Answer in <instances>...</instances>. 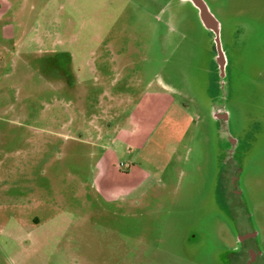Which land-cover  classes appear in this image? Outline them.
<instances>
[{
  "label": "rangeland",
  "instance_id": "374dc122",
  "mask_svg": "<svg viewBox=\"0 0 264 264\" xmlns=\"http://www.w3.org/2000/svg\"><path fill=\"white\" fill-rule=\"evenodd\" d=\"M205 2L224 76L188 0H0V264H264V0ZM161 83L178 124L129 156Z\"/></svg>",
  "mask_w": 264,
  "mask_h": 264
},
{
  "label": "crops",
  "instance_id": "0c3cea01",
  "mask_svg": "<svg viewBox=\"0 0 264 264\" xmlns=\"http://www.w3.org/2000/svg\"><path fill=\"white\" fill-rule=\"evenodd\" d=\"M149 88L151 91L144 92L130 116L121 122H117L112 138L109 137L112 144L121 143L129 156L133 155L134 150L141 152L146 149L162 122L171 113H173L171 121L174 125L178 124L177 117L181 114L182 107L177 106L175 89L164 83L157 84L154 89L152 86ZM102 132V129L98 131L100 140L102 139ZM137 157V155L134 156L133 160ZM131 169H133V164ZM145 174L149 175L148 173ZM147 181H149L148 178L143 179L135 188H140Z\"/></svg>",
  "mask_w": 264,
  "mask_h": 264
},
{
  "label": "water",
  "instance_id": "95a60500",
  "mask_svg": "<svg viewBox=\"0 0 264 264\" xmlns=\"http://www.w3.org/2000/svg\"><path fill=\"white\" fill-rule=\"evenodd\" d=\"M192 3L199 13V18L202 24L209 30L213 31L215 34V45L218 55V63L220 64L221 71L224 72L225 68V55L222 50L221 40H220V26L216 18L211 13L209 7L204 0H188Z\"/></svg>",
  "mask_w": 264,
  "mask_h": 264
},
{
  "label": "flooded vegetation",
  "instance_id": "af4514ba",
  "mask_svg": "<svg viewBox=\"0 0 264 264\" xmlns=\"http://www.w3.org/2000/svg\"><path fill=\"white\" fill-rule=\"evenodd\" d=\"M205 1V0H204ZM220 26V25H219ZM211 31V30H210ZM212 32V35L215 39V34L213 31ZM216 47V45H215ZM217 50H215V57L217 56L216 58V61H215V66H216V70H217V73H222V75L224 76L225 75V69H226V60H225V68H224V72L221 71V68H220V64L218 63V55L216 53ZM222 81V80H221ZM220 81V82H221ZM218 84H219V81H218ZM224 115L222 114L221 116L219 117H216L215 118L218 120V121H222V122H227V120L229 119V116L227 114V112L224 110ZM242 235V236H241ZM256 234L254 232H251V231H248V232H243L242 234H240V239H241V243L243 245H245L248 241H252L253 238H255ZM242 237V238H241ZM248 252L247 254V262L248 264H254L255 262H257V258H258V255L252 250L251 247H247V250Z\"/></svg>",
  "mask_w": 264,
  "mask_h": 264
},
{
  "label": "built area",
  "instance_id": "2783aa9c",
  "mask_svg": "<svg viewBox=\"0 0 264 264\" xmlns=\"http://www.w3.org/2000/svg\"><path fill=\"white\" fill-rule=\"evenodd\" d=\"M120 167H121V168H126L127 166L124 165V164H121Z\"/></svg>",
  "mask_w": 264,
  "mask_h": 264
}]
</instances>
